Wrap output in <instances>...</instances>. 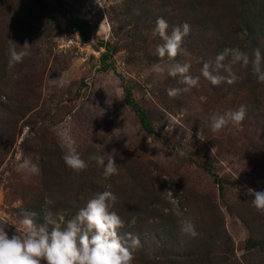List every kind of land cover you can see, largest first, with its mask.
Returning a JSON list of instances; mask_svg holds the SVG:
<instances>
[{
    "label": "rangeland",
    "instance_id": "1",
    "mask_svg": "<svg viewBox=\"0 0 264 264\" xmlns=\"http://www.w3.org/2000/svg\"><path fill=\"white\" fill-rule=\"evenodd\" d=\"M224 3L0 0V228L23 234L29 200L47 197L45 217L59 221L66 209H52L62 200L70 201L65 207L74 199L87 203L96 196L91 190L102 188L117 197L112 210L132 224L129 234L142 237L133 246L128 225L119 231L132 264H264V213L247 193L264 191V82L253 65L258 49L264 71V32L255 27L251 34L241 10L225 20ZM71 15L86 21V42L66 22ZM160 17L169 35L185 23L190 28L174 60L156 55L164 43L154 34ZM25 41L31 55L9 67V48L22 50ZM228 46L246 48L248 63L228 54L217 70L215 58ZM204 62L234 82L213 86L201 73ZM176 63L190 64L200 86L172 98L168 89L186 87L168 76ZM61 79L70 83L60 87ZM126 89L145 111L149 132ZM241 105L247 111L240 124L211 130V116ZM73 149L88 165L79 173L63 159ZM95 156L114 157L118 174L105 179ZM24 159L39 174L18 170ZM183 219L198 236L181 232Z\"/></svg>",
    "mask_w": 264,
    "mask_h": 264
},
{
    "label": "clouds",
    "instance_id": "2",
    "mask_svg": "<svg viewBox=\"0 0 264 264\" xmlns=\"http://www.w3.org/2000/svg\"><path fill=\"white\" fill-rule=\"evenodd\" d=\"M168 27L169 25L164 18H157L154 34H158L164 43L157 45L156 55L160 59L167 57L169 60H174L183 52L184 37L189 34L190 28L185 23L179 27H174L169 35L167 33ZM8 51L9 67L22 63L26 57L31 55L27 41L23 44L22 50L17 51L13 45ZM229 53L234 61L242 60L245 65L248 63V56L238 49H225L215 58L217 70L224 67L222 62ZM261 60V53L257 49L253 61L254 71L257 73L258 81L264 82ZM210 67L209 63L204 62L201 73L213 86L219 85L222 80L228 84L234 82L232 77L224 78L214 75L210 71ZM190 68L191 65L188 63H176L168 70L169 77L179 78V83L186 85L183 89H168L169 97H177L181 91L187 92L191 88L200 86V77H193L190 74ZM154 71L162 73L164 69L155 65ZM69 83L70 81L61 79L59 86L65 87ZM246 111L245 106L241 105L234 112L229 111L224 115L211 116V130L218 133L230 121L234 124H240L245 119ZM63 159L65 164L77 173L88 167L74 149L66 154ZM93 159H95L98 167L103 168L102 176L105 179L118 174L119 170L114 157H109L106 162L103 156H95ZM18 170L33 175L40 172L38 165L29 159H24L23 163L19 164ZM247 193L254 196L251 202L255 209L264 213V191H254L249 188ZM116 199L117 197L112 192L105 190L89 199L86 206L66 222H64L63 217H60L59 221L44 217L46 224L51 225V230L45 224L37 226L33 222L30 217L34 216L35 213H32L31 216L26 215L23 219V234L9 236L4 228H0V264H132L133 251L126 246L119 234V230L125 226V222L112 210ZM177 215L183 216V213L178 211ZM180 230L193 238L199 235L190 219L181 221ZM128 235L132 240V245L139 246V238L131 237V234Z\"/></svg>",
    "mask_w": 264,
    "mask_h": 264
},
{
    "label": "trees",
    "instance_id": "3",
    "mask_svg": "<svg viewBox=\"0 0 264 264\" xmlns=\"http://www.w3.org/2000/svg\"><path fill=\"white\" fill-rule=\"evenodd\" d=\"M164 1H169V0H164ZM214 1L225 2L224 5H226V8H228V11H224L222 14H220L223 17L225 16V20L232 18L235 15L234 12H238V10H241L244 12V17H245L244 21L242 23H246L245 24L246 29L247 30L249 29L251 34H253L252 30L255 27H258V30H261L262 32H264V0H214ZM258 8L262 10L260 13L261 17H254L253 12ZM215 19H217V18L216 17L211 18L212 21H215ZM66 22L72 28H74V30H76L79 41L81 43L86 42V40L88 38V26H87L86 21L81 19L79 16L71 15V16H68L66 18ZM226 49H238L241 53H244V54L247 53L246 48H236L233 46H228ZM125 91H126L125 92L126 93L125 94L126 95V101H127L128 105L135 112H137V117L139 119V123L142 126V128L145 131L149 132L151 129H150V126L147 122L145 111L143 109L139 108L135 102H133V99L130 98L128 95L129 91L127 89ZM94 189L95 190H91V192H93V194H96V195L100 192L105 191V189H102V188H99V189L94 188ZM45 198H47V197H40L38 200H34V199L29 200V202H26L24 210H22V211H24L25 216L26 215L31 216L32 213H35V215L31 216L30 218L33 220V222L36 225H40V223H42L45 220L43 218L45 217V214H46V213H44V210L46 207H44L41 203V200H44ZM74 200L75 201H74L73 205L72 206L70 205V207H65L67 204L66 202L70 203L69 199L65 200V201L62 200V203L58 204V207L56 210H54L55 207L52 209V213L53 212L54 213L56 212V214L59 212L61 213L62 210L65 208L66 211L63 215L64 222L70 220L72 217H74L78 213V211L81 208L86 206V203H85L86 201L85 202H83V201L79 202V199H74ZM50 205H47V207H49ZM136 208L138 211H140V207L138 205H136ZM67 209H69V210H67ZM131 213H133V215L136 214L134 211H132ZM22 216L25 217L23 215V213H22ZM47 217L51 218L52 216L50 214ZM138 222H140V218H138L137 222H135V223H138ZM43 224H46V222H44ZM125 224H126V227L128 225V227L130 229V230L126 229V230H129V231H127V233L129 234V232L131 231V228H132V224H129L127 219L125 221ZM122 230H123V228L120 229L119 231L122 232ZM134 233H136V232H134ZM131 237H138L139 241L141 242L142 237L140 235H135L132 233ZM126 238H127L126 239L127 243L132 245L131 238L129 236H127Z\"/></svg>",
    "mask_w": 264,
    "mask_h": 264
}]
</instances>
